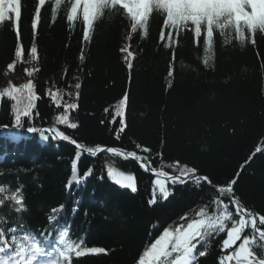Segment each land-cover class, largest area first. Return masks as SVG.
<instances>
[{
    "label": "trees",
    "instance_id": "1",
    "mask_svg": "<svg viewBox=\"0 0 264 264\" xmlns=\"http://www.w3.org/2000/svg\"><path fill=\"white\" fill-rule=\"evenodd\" d=\"M21 3L22 14L19 4L14 15L0 19V93L21 89L19 103L0 98V187L6 189L0 229L6 235L31 233L62 247L67 232L82 252L105 250L72 253L64 264H139L164 231L186 229L202 210L223 215L227 205L232 219L197 243L194 264H221L238 250L242 240L227 250L223 240L240 219L249 221L242 239L264 243L250 223L264 230V10L242 2L244 19L232 17L223 36L215 30L209 54L205 36L197 46L190 24L165 27L171 8L163 0H148L144 14L140 1L129 12L118 0H83L72 22L67 16L74 0ZM101 6L104 14L85 41L83 11ZM129 40L138 54L131 68L122 53ZM32 85L39 99L17 127L14 109L27 107L25 88ZM56 93L63 98L59 106L51 99ZM29 127L38 131L29 133ZM47 127L68 142L40 132ZM73 141L92 153L108 147L139 159L108 149L92 158ZM74 164L79 182L72 180ZM109 169L132 175L137 191L116 184ZM171 175L175 182L159 179ZM229 187L231 194L221 192ZM17 190L22 208L7 199Z\"/></svg>",
    "mask_w": 264,
    "mask_h": 264
},
{
    "label": "snow or ice",
    "instance_id": "2",
    "mask_svg": "<svg viewBox=\"0 0 264 264\" xmlns=\"http://www.w3.org/2000/svg\"><path fill=\"white\" fill-rule=\"evenodd\" d=\"M17 2L20 4L19 11L20 14H22L21 0H17ZM38 2L41 7L45 4V0H38ZM75 3L76 0H74L71 12L67 16L69 22H72L75 19L78 9L82 8L83 10L84 8L83 0H81L79 6L73 7ZM171 3L173 4V7L170 10L171 15L169 16V23L165 25V27L179 29L181 27L187 28L190 24L192 26L191 30L194 33L195 43L198 46L200 37L202 35L205 36L204 43L206 45V51L210 54L213 39L216 35L215 30H219V34L223 36L225 34V29H227L229 24L232 23V17L235 16V12L231 9H225L222 6L230 3H237V0H171ZM236 11H241V9L238 7ZM103 14V6H101V8L95 13H93L91 9L86 12L83 11V21L86 25V31L83 37L85 41L89 40V34L94 20L98 16H103ZM137 14L140 15L139 12ZM165 14L168 15V13ZM4 15L6 17L14 15V9L8 10ZM240 42L241 44L244 43L243 35H241ZM253 43H255L254 40ZM125 51H127V49H125ZM36 55L37 50L35 52V57ZM129 56H131V53H129ZM207 63L208 60L205 59V64ZM128 67H132L131 63H129ZM76 87L79 88V85L77 84ZM25 89L29 93V103L22 112L19 109H14L15 124L17 127L21 125L22 116H31V109L35 107L34 101L39 99L34 92V85ZM20 92L21 89L13 87L4 93H0V98L7 96L9 99L19 103L17 94ZM51 99L57 104V106H59L63 98L59 93H56L51 96ZM66 108L74 109L76 108V105L67 104ZM60 122L62 124L68 123L66 118H61ZM70 127L75 128L76 125L71 124ZM27 131L29 133H35L38 129L35 127H29ZM121 131H123V127H121ZM55 137L61 140L68 139L63 132L59 131L55 133ZM45 139H47V137H45ZM73 143H75V141H73ZM89 151L91 152L93 150L89 149ZM108 151L120 155L115 148H110ZM125 155H131L139 159L136 157L135 153H125ZM75 171L76 165L74 164L72 180L79 182L75 175ZM187 171L188 170L185 169V172ZM181 175H184V173L182 172ZM109 176L116 184L130 189L133 193L137 191V185L132 175H125L123 172H116L113 169H109ZM173 180L175 182V178H173ZM232 183H235V181ZM156 184L159 186L160 192L165 198H167L169 193L164 184L160 180H157ZM5 191V188L0 187V194ZM221 192L231 194L232 189L230 187L227 189H221ZM7 199L14 201L16 205H20L22 208L23 197L19 190L8 196ZM154 202L155 201H153V203ZM2 203L3 200H0V204ZM199 216L201 219L187 224L186 229L181 225L180 228H177L174 231H164L163 234L143 252L139 259V264H194V250L197 243L213 232L224 231L226 229L225 221L232 219L231 214L227 211V205H225L223 215L210 216L206 211L202 210L200 211ZM250 223L253 231H259L260 239L264 241V230L257 229L256 221L254 219ZM260 223L264 224V218L261 219ZM248 224L249 221L240 219L237 226L231 227L227 232V238L223 240L224 250L233 248L237 241L242 240V242L239 244L238 250L227 255L221 264H230L234 259L236 264H264V243L256 244L255 239L252 237H243L242 239V233ZM9 231L15 233L16 230L13 228ZM67 235V232L61 234L60 244L62 247H50L47 241H42L31 233H21L19 236L15 234L6 235L4 230L0 229V264H64V262H70L72 253H75L76 257H80L83 254H96L105 251L102 248L92 247L84 249L82 252L75 243L67 239ZM253 245L260 249L259 253L255 250Z\"/></svg>",
    "mask_w": 264,
    "mask_h": 264
},
{
    "label": "rangeland",
    "instance_id": "3",
    "mask_svg": "<svg viewBox=\"0 0 264 264\" xmlns=\"http://www.w3.org/2000/svg\"><path fill=\"white\" fill-rule=\"evenodd\" d=\"M127 1H137V0H127ZM145 1L146 0H141V4H140L141 8L145 7V3H146ZM242 1H249V3L252 5V7H254L256 12H258L260 10H264V0H237V3L226 4V5H223L222 7H224L225 9L235 10L236 18L238 20H241V19L244 18V13H243L244 10L236 11V9L239 7V4ZM163 2H164V5H166L167 7H169V8L173 7V4L171 3V0H163ZM127 6H128V9L130 10L129 5H127ZM16 8H17V1L16 0H1L0 1V14L1 15H4V13L7 12L8 10H10V9H14L15 10ZM241 12H242V14H241ZM159 179L160 180H164L162 178H159ZM164 186H165V184H164Z\"/></svg>",
    "mask_w": 264,
    "mask_h": 264
},
{
    "label": "water",
    "instance_id": "4",
    "mask_svg": "<svg viewBox=\"0 0 264 264\" xmlns=\"http://www.w3.org/2000/svg\"><path fill=\"white\" fill-rule=\"evenodd\" d=\"M31 71H33V66H32V68H31ZM41 132H46V133H49V134H51V135H55V133H56V132L53 130L52 127H48V128H46V129H43V130H41ZM59 140H61V139H59ZM61 141H62V142H68L67 140H61ZM69 143H70V142H69ZM71 144L74 145V146H76L77 148H79L81 151H83V152L85 153V155H87V156H89V157H92V158H96L100 153H102L103 151L109 149L108 147H106V148L101 149L100 151H97V152H95V153H92V152L86 151V150L83 149L81 146H79V145H77V144H75V143H71ZM120 153H122V154L125 155V152L122 151V150H120ZM126 156H128L129 158H133L131 155H126ZM138 161H139L141 164H143V165L145 166V168H146V170L148 171V173L154 175L153 171L150 169V167H149L148 164H146L144 161H141V160H138ZM193 175H194V174L191 173V174H189L187 177H190V176H193ZM159 178H162V179H165V178H166V179H168V180H171V179L176 178V177L173 176V175H171V176H169V177L160 176ZM178 178H179L180 180H185V179H186V177H184V176H179ZM203 180L206 181L205 178H203ZM244 215H245L246 217H251V216H249V215H247V214H245V213H244ZM256 224H257V221H256Z\"/></svg>",
    "mask_w": 264,
    "mask_h": 264
},
{
    "label": "bare ground",
    "instance_id": "5",
    "mask_svg": "<svg viewBox=\"0 0 264 264\" xmlns=\"http://www.w3.org/2000/svg\"><path fill=\"white\" fill-rule=\"evenodd\" d=\"M17 1V0H16Z\"/></svg>",
    "mask_w": 264,
    "mask_h": 264
}]
</instances>
